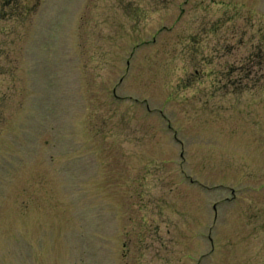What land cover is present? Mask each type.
<instances>
[{"label": "rangeland", "instance_id": "rangeland-1", "mask_svg": "<svg viewBox=\"0 0 264 264\" xmlns=\"http://www.w3.org/2000/svg\"><path fill=\"white\" fill-rule=\"evenodd\" d=\"M0 264H264V0H0Z\"/></svg>", "mask_w": 264, "mask_h": 264}]
</instances>
